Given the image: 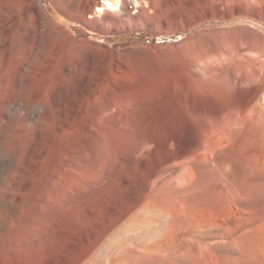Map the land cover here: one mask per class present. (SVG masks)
<instances>
[{
	"label": "bare ground",
	"instance_id": "bare-ground-1",
	"mask_svg": "<svg viewBox=\"0 0 264 264\" xmlns=\"http://www.w3.org/2000/svg\"><path fill=\"white\" fill-rule=\"evenodd\" d=\"M45 1L0 0V264H264V0Z\"/></svg>",
	"mask_w": 264,
	"mask_h": 264
},
{
	"label": "rangeland",
	"instance_id": "rangeland-1",
	"mask_svg": "<svg viewBox=\"0 0 264 264\" xmlns=\"http://www.w3.org/2000/svg\"><path fill=\"white\" fill-rule=\"evenodd\" d=\"M44 2L46 3V1L44 0ZM75 31L79 33V35L83 36V37H88V31L84 28V27H76L75 28ZM130 36V35H128ZM89 37H92V35H89ZM132 37V35H131ZM141 42H145L146 44H151V43H154V41L156 43H169L171 41H177L179 39V36H175L173 37L172 39H169V38H164V39H156L154 38L153 36H148V35H142V36H139L138 37ZM133 40H135L134 38H126V39H122V40H114V41H108V45H110L111 47L112 46H115L118 42H132Z\"/></svg>",
	"mask_w": 264,
	"mask_h": 264
}]
</instances>
